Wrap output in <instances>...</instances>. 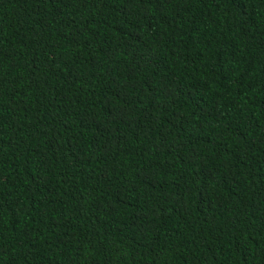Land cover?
<instances>
[{"label": "trees", "instance_id": "obj_1", "mask_svg": "<svg viewBox=\"0 0 264 264\" xmlns=\"http://www.w3.org/2000/svg\"><path fill=\"white\" fill-rule=\"evenodd\" d=\"M0 264H264V0H0Z\"/></svg>", "mask_w": 264, "mask_h": 264}]
</instances>
